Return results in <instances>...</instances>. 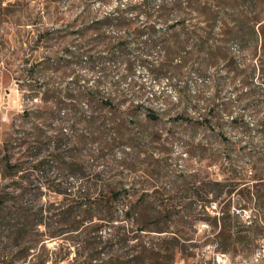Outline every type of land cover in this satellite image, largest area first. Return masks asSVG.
<instances>
[{
  "label": "trees",
  "instance_id": "obj_1",
  "mask_svg": "<svg viewBox=\"0 0 264 264\" xmlns=\"http://www.w3.org/2000/svg\"><path fill=\"white\" fill-rule=\"evenodd\" d=\"M70 1V7L81 4L82 18L88 17L85 2ZM245 1L217 0L215 5L212 0H158V3L155 0H136L123 9L116 7L105 16L76 28L68 25L73 34L81 39L75 48H67L64 62L66 66L77 63L91 71L94 78L88 82L80 72L72 71L71 80L64 88L51 84L41 90L34 84H28L34 92L31 97L41 94L44 105L30 110L25 108L18 115L20 125H23L30 114L31 127L36 132L28 137L23 131L14 139L21 150L19 164L25 163L21 159L30 158L34 170H40V166L46 163L45 158L49 159L47 162L65 158L59 152L62 143L82 145L84 155L79 163L68 162L71 170L75 168L70 176L79 183L73 193L67 191L69 186L63 189L53 187L60 198L47 204L37 199L30 202L24 200V194H30V189L23 185L14 209L5 205V196L0 193V227L13 233L22 256L31 250L35 256L32 264H192L197 261L202 248L197 237V220L204 221L211 228L213 237L205 244H213L216 251L232 258L249 256L256 250L264 236V173L258 169L259 160L263 158L264 161V151L258 155L249 144L242 147L253 170L250 181L233 165L230 144L225 139L228 161L224 166V183L205 181L197 174L186 175L183 170L178 173L176 168L168 172L165 166L166 154L170 152L168 146L181 141L182 146L187 148L186 152H190L193 149L191 139L196 130H208V124L214 118V103L204 102L209 105L205 115H187L185 107L196 106L195 98H201V92L196 96L190 95L186 81L182 85L174 84L183 111L173 114L168 113L167 107L152 106L157 104V97L144 95L145 86L141 84L138 85V94L132 82H129L128 92L121 89L119 83L126 78V74L117 81H111L108 90L102 87L109 79L111 62L126 58L131 47L129 37L104 35L101 31L105 26L125 29L137 37L144 33L143 39L140 36L134 39L137 60L148 68L153 77H179L188 67L200 75L205 74L206 65L217 59L212 34L217 27L224 29L226 24L227 41H237L242 49L250 42L255 43V48L257 46L258 69L264 84V15L251 11L254 8L248 7ZM60 2L46 0L42 7L57 14ZM226 2L238 11L232 24L225 16L228 15L224 12ZM2 4L3 0H0V23L8 22L9 17L15 14L28 12L30 7L29 0ZM126 12L142 14L148 20L143 27H138L125 16ZM153 16H158L166 26L164 35H155L154 21H151ZM89 32L95 35L88 37ZM156 46L162 53L151 57ZM23 61L28 62L29 59ZM231 64L229 72L234 71ZM32 69L31 63L26 71ZM127 69L131 71L130 66ZM221 84L218 79L216 88ZM222 105L224 109L229 108L227 102ZM121 106H126L125 111H142L146 122L153 123L157 128L164 126V130L160 128V131L151 133L134 131L130 125L132 118L115 114ZM44 122L56 123L51 126L54 133L43 132ZM234 122L238 123L237 119ZM132 123L136 127L139 125L136 119ZM179 127H183L185 133L174 130ZM240 128L248 130L241 123ZM12 139H3L7 167L12 166L8 153V143ZM44 144L49 147L48 153L37 159L40 157L39 148ZM35 159L37 161L31 163ZM141 162L150 166L147 175L154 181L166 174L164 178L172 189L182 192L178 197L184 198L186 194L197 197L214 184L224 186L227 198L236 196L238 204L232 207L227 201L220 214L210 216L204 211L205 206L198 209L197 203L192 201L178 203V197L169 194L171 188L165 186L152 189L155 199L150 200L146 188L141 187L143 180H136L111 167L114 164L115 167L130 169ZM100 166L107 169H98ZM242 209L250 211L248 220L241 219ZM202 212H205V217H197ZM62 234L67 236L62 237ZM46 239H60L61 242L49 248ZM261 256L264 259V255Z\"/></svg>",
  "mask_w": 264,
  "mask_h": 264
},
{
  "label": "rangeland",
  "instance_id": "obj_2",
  "mask_svg": "<svg viewBox=\"0 0 264 264\" xmlns=\"http://www.w3.org/2000/svg\"><path fill=\"white\" fill-rule=\"evenodd\" d=\"M8 1L12 2L14 0H3L2 5H5ZM29 1L28 12L15 14L9 17L8 22L0 23V193L5 196V205L10 206L11 209H14V205L17 204L23 185L30 189V194H24L23 198L28 202L33 199L46 204L47 202L57 201L60 195L53 190V187L63 189L65 186H69L67 191L73 193L79 182L70 176L75 168L71 170L68 162L79 163L84 155L82 145L62 143L59 152L65 158L48 162L49 159L45 158L46 163L40 166V170L31 168L30 158H27V160L21 159L25 163L19 164L21 163V150L17 148V140L14 138L22 135L23 131L27 133L25 136L31 137L30 135H34L36 131L31 127L30 114L27 116V122L23 125H20L18 115L25 108L30 110L44 105L40 99L41 94L31 97L34 92L28 87V84H34L41 90L51 84L64 88L68 86L71 80L72 71L80 72L84 80L92 81L94 74L91 71L80 67L77 63L66 66L64 62L67 48H75L77 42L81 39L73 34L68 25L76 28L78 25L92 19L105 16L114 11L116 7L123 9L125 5L136 0H75L76 3H86L87 10L85 11L88 13L86 18H82V5L70 7V0H61L57 14L55 11L52 13L50 9L46 10L42 7L46 0ZM212 2L215 5L218 4L217 0H212ZM155 3H158V0H155ZM245 3L248 7L251 6V9L254 8L251 11L259 13L261 16L264 15V0H253V2L252 0H246ZM224 7V12L228 14H225L227 21L232 24V19H235L234 17L238 15V11L233 10L232 5L228 2ZM125 16L135 22L138 27H143L148 20L144 15L133 12H126ZM151 21H154L155 35H164L166 26L159 20V17L153 16ZM225 25L224 29L226 28ZM224 29L217 27L212 34L217 59L206 65L205 74L200 75L192 67H188L184 68L183 76L160 75L153 77L148 68L141 64L135 55L136 41L134 39L139 36L143 39L145 34L142 33L137 37L136 34L134 36L125 29L105 26L101 31L104 35L111 38L129 37L131 38L129 40L131 47L126 58L111 62L109 65V79L103 83L102 87L108 90L111 81H117L121 75L126 74V78L119 83L121 89L128 92L129 82H132L135 83L134 91L138 94V85L141 84L145 86L144 95L150 97L155 95L157 97L155 101L157 104L152 106L167 107L169 108L168 113L173 114L183 111L174 84L182 85L183 81H186L187 92L190 95L196 96L201 92V98H195L196 106L185 107L184 111L187 115L196 117L205 115L209 106L204 103L205 101L214 103L216 109L213 111V120L208 124V130L202 128L196 130L191 139L190 146L193 149L190 152H186L187 148L182 146L181 141H175L168 146L170 152L166 154L165 159L168 172L172 168H176L178 173L183 170L186 175L197 174L199 179L224 183V166L228 161L224 145L226 140L230 144L229 152L231 158H233V165L242 171L246 175V179L250 181L253 170L242 147L249 144L255 148L258 155L264 151V84L259 74L260 64L257 59V52H255L257 48V46L255 48V43L250 42L246 44V48L242 49L237 41H227ZM94 35V32L88 33V37ZM153 50L151 57H156L157 54L162 53L159 46H156ZM24 59H29V61L24 62ZM31 63L34 69L26 71ZM230 63H232L231 68L234 71L229 72L228 66ZM129 66L131 71L127 69ZM28 72L32 76L28 75ZM218 79L221 80L222 84L219 88H216L215 83ZM248 92L249 94H243ZM224 102L228 103V109H224L222 105ZM125 107L121 106L118 111H115V114L120 117L125 116L128 119H136L139 124L137 127L132 123L133 120H130V125L134 131L151 133L160 131V128L164 130V126L157 128L153 123L146 122L142 111H125ZM234 119H237L238 123H235ZM44 123L46 126L44 128L41 126L43 132L46 134L54 133L51 126L54 127L56 123ZM240 123L246 125L248 130L245 131L240 128ZM19 128L20 130H18ZM174 130L185 133L183 127ZM8 137L13 138L8 143L11 167L6 166L4 159V149L6 147L3 139ZM23 145L25 146L26 143ZM48 148L45 144L42 145L39 148L40 157H37V159L44 157L48 153ZM241 150L242 152H240ZM159 155H161L160 152ZM37 159L31 163H34ZM89 164L91 163L89 162ZM111 167L114 171L122 170L130 177H135L136 180H143L141 187L146 188L150 200L155 199L152 189H160L162 186L172 189V185L164 178L166 174H164L163 180L154 181L149 178L147 174L150 172V166L144 162L136 164L130 169L115 167L114 164ZM101 168L107 169L102 166L98 169ZM258 169L261 173H264L263 158L259 160ZM129 180L132 181V178ZM171 189H169V194L177 197L182 195L180 190ZM224 190V186L211 184L205 193L202 192L197 197H193L191 194H186L184 198L178 197V203L192 201L197 203L198 209L205 206L204 211L210 216L218 215L221 213L220 210L224 209V204L227 201L230 202L232 207L238 204L237 197L227 198ZM0 206L2 205L0 204ZM205 212L197 215V217H205ZM240 213L242 220L249 219L250 211L248 209H242ZM196 229L198 241L202 244V248L199 250L197 261L192 264H264V259L261 256L264 255V236L259 240L258 247L251 255L230 258L224 252L216 251L213 244H205V241L213 237V232L204 221L197 220ZM66 236L67 234H62V237ZM60 242V239H46V245L49 248L58 245ZM19 247V242L13 233L0 227V264H32L35 256H33L31 250L22 256Z\"/></svg>",
  "mask_w": 264,
  "mask_h": 264
}]
</instances>
